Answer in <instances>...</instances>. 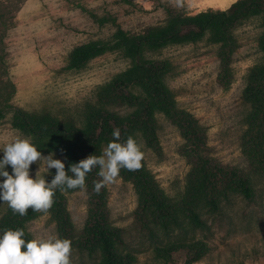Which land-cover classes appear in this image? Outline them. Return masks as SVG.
<instances>
[{
    "label": "rangeland",
    "instance_id": "rangeland-1",
    "mask_svg": "<svg viewBox=\"0 0 264 264\" xmlns=\"http://www.w3.org/2000/svg\"><path fill=\"white\" fill-rule=\"evenodd\" d=\"M121 1L0 0V109L5 111L0 120V160L7 143L28 136L14 126L16 108L61 121L73 119L80 125L85 106L95 100L98 89L130 66L121 52L111 51L82 69L65 68L75 44L109 37L114 30L110 24L99 25L90 12L103 15L111 11L125 28H139L163 21V6H174V0ZM234 1L185 0L182 9L190 14L226 9ZM263 33L261 19L253 17L235 30V42L227 49L204 38L148 53L168 64L164 79L176 106L193 113L206 128L207 155L226 169L247 174L253 195L246 198L231 192L229 199L220 200L218 212L201 204L205 227H194L181 214V225L170 230L154 224L156 236L152 237L139 222L143 204L139 186L119 173L115 183L104 187L103 209L109 222L122 228L127 244L121 249L132 264H264V141L248 143L251 109L243 99L250 69L264 60ZM156 115L160 149L148 146L141 134L136 136L145 154V171L160 199L180 200L192 167L185 156V139L165 113ZM50 152L65 163L61 149L42 154ZM5 170L12 174L10 165ZM37 171L44 178L49 172L43 161L30 165V177L35 179ZM98 200L86 187L66 190L59 198L77 235L83 232ZM57 202L55 199L53 205ZM7 210L8 204L0 201V218ZM25 228L30 240L61 238L51 209L33 213ZM100 259V253L89 255L72 248L70 264H97Z\"/></svg>",
    "mask_w": 264,
    "mask_h": 264
},
{
    "label": "trees",
    "instance_id": "trees-1",
    "mask_svg": "<svg viewBox=\"0 0 264 264\" xmlns=\"http://www.w3.org/2000/svg\"><path fill=\"white\" fill-rule=\"evenodd\" d=\"M121 2L132 3L131 0ZM163 7L166 14L163 21L139 28H125L111 11L103 15L90 12L95 22L101 26L110 24L114 30L109 37L75 44L68 52L65 68L82 69L111 51L121 52L130 60V66L98 89L95 100L86 104L80 125L73 119L61 121L48 114L34 115L19 108L15 109L17 120L14 122L17 129L34 137L33 143L41 153L63 149L68 172L70 164L78 163L89 155H102L103 149L113 141L112 133L116 128L121 131V141H126L129 135L136 138L139 133L148 146L160 149V125L156 113H165L179 127L185 139V156L192 166L182 198L160 199L145 171L144 160L137 171L120 170L125 179L139 186L143 201L139 222L152 237L156 236L154 224L170 230L181 225V214L194 227L203 228L206 220L199 211L201 204L207 205L212 212H218L221 199H229L231 192H240L250 198L253 187L247 174L226 169L207 155L206 128L193 113L176 106L174 95L164 79L169 71L168 64L148 57V53L173 44L197 43L204 38L227 49L235 42V30L249 19L260 18L264 26V0H236L226 9H209L193 14L173 5ZM261 47L264 50V33ZM243 99L251 109L247 117L248 143L260 141L261 144L264 141V60L250 69ZM4 117L5 111L0 109V120ZM98 172L99 167H96L86 175L85 187L99 200L79 235L64 203L59 202L64 191L70 189L56 190L53 199L58 202L52 205L51 211L58 221L61 239H70L72 248L87 251L89 255L100 253L101 259L97 264H132L131 257L121 249L127 244L122 228L111 224L104 212V187L98 194L94 191V181L101 179ZM55 174L56 169H52L46 180L50 182ZM68 175L72 176V173L68 172ZM35 212L29 208L27 215L20 216L8 207L0 218V236L6 229L19 228L24 230L26 242L30 241L25 224Z\"/></svg>",
    "mask_w": 264,
    "mask_h": 264
},
{
    "label": "clouds",
    "instance_id": "clouds-1",
    "mask_svg": "<svg viewBox=\"0 0 264 264\" xmlns=\"http://www.w3.org/2000/svg\"><path fill=\"white\" fill-rule=\"evenodd\" d=\"M176 8H183L185 0H174ZM113 141L109 142L100 156L89 155L78 163L69 166L68 175L65 163L54 158L55 153L50 152L44 156L34 145L32 136H18L7 143L3 149V158L0 160V201L8 204L14 214L25 216L28 209L47 213L53 203L57 189H84L86 175L99 167L98 176L94 181V191L100 190L116 182L120 170L137 171L142 167L144 152L142 144L129 135L126 141H121V131L114 129ZM63 152V149H61ZM67 159V157H65ZM43 161L46 170L56 169V174L50 182L38 175L35 179L30 177V165ZM11 166L12 174L6 169ZM23 229H6L0 236V264H70L72 241L70 239L49 236L47 238L34 237L27 241L23 238Z\"/></svg>",
    "mask_w": 264,
    "mask_h": 264
},
{
    "label": "crops",
    "instance_id": "crops-1",
    "mask_svg": "<svg viewBox=\"0 0 264 264\" xmlns=\"http://www.w3.org/2000/svg\"><path fill=\"white\" fill-rule=\"evenodd\" d=\"M231 4H232V3H231ZM231 4H230V5H231Z\"/></svg>",
    "mask_w": 264,
    "mask_h": 264
}]
</instances>
